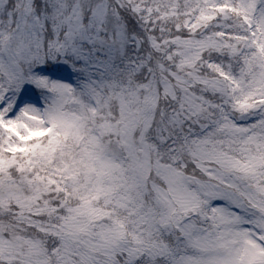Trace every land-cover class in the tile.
I'll use <instances>...</instances> for the list:
<instances>
[{"label":"snow or ice","instance_id":"snow-or-ice-1","mask_svg":"<svg viewBox=\"0 0 264 264\" xmlns=\"http://www.w3.org/2000/svg\"><path fill=\"white\" fill-rule=\"evenodd\" d=\"M0 264H264V0H0Z\"/></svg>","mask_w":264,"mask_h":264}]
</instances>
